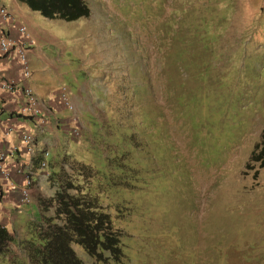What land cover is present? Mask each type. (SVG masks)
Masks as SVG:
<instances>
[{
    "label": "rangeland",
    "instance_id": "obj_1",
    "mask_svg": "<svg viewBox=\"0 0 264 264\" xmlns=\"http://www.w3.org/2000/svg\"><path fill=\"white\" fill-rule=\"evenodd\" d=\"M84 2L73 20L32 10L47 64L32 60L31 84L88 108L83 119L73 108L78 135L48 136L42 160L89 166L87 189L121 230L117 264H264V161L251 157L264 126V0ZM37 185L51 195L47 179ZM23 209L38 218L34 200L11 210L17 238ZM4 250L0 264L21 261L13 241Z\"/></svg>",
    "mask_w": 264,
    "mask_h": 264
},
{
    "label": "trees",
    "instance_id": "obj_2",
    "mask_svg": "<svg viewBox=\"0 0 264 264\" xmlns=\"http://www.w3.org/2000/svg\"><path fill=\"white\" fill-rule=\"evenodd\" d=\"M18 1L47 18L73 20L88 14L84 0ZM251 157L264 161V126ZM38 158L40 155L35 156L33 162L38 163ZM66 163L68 169L63 165ZM37 173L47 179L52 193L33 198L38 218L28 222L27 237L17 238L11 230L0 225V252L13 241L23 256L21 261L11 263L82 264L71 247V243H76L101 264H117L122 256L121 230L112 224L97 196L89 193L87 184L92 175L89 166L74 159H62L45 163Z\"/></svg>",
    "mask_w": 264,
    "mask_h": 264
},
{
    "label": "crops",
    "instance_id": "obj_3",
    "mask_svg": "<svg viewBox=\"0 0 264 264\" xmlns=\"http://www.w3.org/2000/svg\"><path fill=\"white\" fill-rule=\"evenodd\" d=\"M6 9L10 12V14L14 17V23H20L25 25L26 30L29 36L32 39V44H30L27 51V59L30 68V64L32 60L36 57L40 59V63L42 65L47 64V57L39 48L35 50V43L39 44L43 42L46 44L45 40L42 36H39L40 30L36 31L34 29V25L39 21L37 14H34L32 10H30L24 3L18 0H0ZM14 24V25H15ZM13 24L2 25L0 24L1 29L6 33L10 38H16L15 26ZM39 47V45H37ZM17 63L12 54L2 55L0 54V79L4 78L7 80L16 81L18 76ZM31 71V70H30ZM31 78V77H30ZM28 84L35 92L38 101H39V109H40V118L43 120L42 123L37 122L34 118H30L28 116H20L16 112V102L11 98L9 92H6L0 88V150H3L6 153V158L10 161H21L24 162V165L30 171V177L32 178V184L30 185V199L34 200L35 194H41L37 183L41 179V176H38L37 172L40 170L37 168V163L33 162V158L38 155H42L43 152L46 153V147L48 146V136H51L49 139L53 144H57L58 142V130L65 132L70 129L71 122L69 121V117L71 115H75L74 110L79 113L80 119H83V113L88 112V108H85V105L81 104V98L78 95L68 96V99L72 105V110L68 111L64 109L63 104L59 101L57 97V93L46 92V95L37 94L35 91L34 85L31 84L30 79L28 80ZM53 95V96H52ZM76 99V100H75ZM19 100V98H18ZM74 108V110H73ZM68 111V112H67ZM65 112V115H64ZM12 119L16 124V130L10 132L8 134L3 133V126L8 120ZM53 122V125L50 126L49 123ZM4 124V125H3ZM52 127H54L52 129ZM23 129H29L34 135V146L31 155H26L21 152H16L11 150V146L18 145V134ZM65 134V133H63ZM54 141H53V140ZM14 176L15 182L19 183V176ZM35 178V179H34ZM20 194L18 185L8 188L7 190L1 189L0 194V223L5 226L10 232V228L7 227V221L10 218V211L12 210L16 214L20 212L19 204ZM37 210V207H36ZM22 215L24 214V220L22 219L23 225H25V221L28 223L29 221L35 220L29 214L27 209L22 210ZM7 216L9 218H7ZM22 217V216H21ZM19 215L16 218L21 219Z\"/></svg>",
    "mask_w": 264,
    "mask_h": 264
},
{
    "label": "built area",
    "instance_id": "obj_4",
    "mask_svg": "<svg viewBox=\"0 0 264 264\" xmlns=\"http://www.w3.org/2000/svg\"><path fill=\"white\" fill-rule=\"evenodd\" d=\"M0 24H15L14 17L6 9V7L0 3ZM16 38H10L0 27V54L7 55L12 54L17 63L18 78L16 81L0 79V88L6 92H9L11 98L16 102V112L20 116H28L34 118L37 122L42 123L40 118L39 101L28 84V80L31 77V71L27 59V51L32 44V39L29 36L25 25L16 23L15 25ZM57 97L64 108L68 111L72 110V105L68 99L66 89L61 87L56 92ZM53 96V95H52ZM19 98V100H18ZM76 116L71 115L69 121L71 122L70 130L73 135H78V128L76 126ZM3 126V133L8 134L16 130V124L13 120H8ZM0 123V127H1ZM18 145L11 146L12 151L21 152L26 155H31L34 146V135L29 129H23L18 134ZM37 168L41 170L45 166V162L40 159L37 161ZM19 176V183L17 184L13 179L14 176ZM29 169L21 161H10L6 158V153L0 150V194L1 189L7 190L18 185L20 199L19 204H27L30 202L29 188L32 183Z\"/></svg>",
    "mask_w": 264,
    "mask_h": 264
},
{
    "label": "clouds",
    "instance_id": "obj_5",
    "mask_svg": "<svg viewBox=\"0 0 264 264\" xmlns=\"http://www.w3.org/2000/svg\"><path fill=\"white\" fill-rule=\"evenodd\" d=\"M44 153H45V152H43V154H44ZM43 154H42V155H43ZM42 155L40 154V158H38L39 160L43 158ZM38 159H37V160H38ZM30 201H31V199H30ZM27 204H28V203H27ZM0 225H1V223H0Z\"/></svg>",
    "mask_w": 264,
    "mask_h": 264
}]
</instances>
